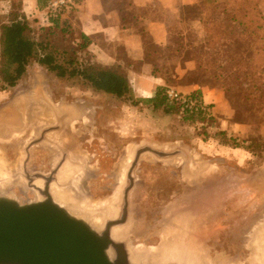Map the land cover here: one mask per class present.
Here are the masks:
<instances>
[{
  "label": "rangeland",
  "instance_id": "obj_1",
  "mask_svg": "<svg viewBox=\"0 0 264 264\" xmlns=\"http://www.w3.org/2000/svg\"><path fill=\"white\" fill-rule=\"evenodd\" d=\"M21 4L14 1L12 10ZM255 5L264 18V0L182 8L170 18L168 45L146 56L169 87L223 92L232 122L248 128L235 137L251 144L243 165L236 156L205 147L203 142L215 136V119H188L174 103L176 112L168 115L134 104L146 99L144 94L119 100L32 63L16 87L0 92V196L9 194L21 205L43 200L38 181L45 184L43 176L51 178L62 163L72 162L69 179L60 175L61 168L53 185L75 193L98 217L107 201L118 202L120 212L124 182L119 177L137 150L151 147L173 156L148 152L139 159L129 224L118 229L128 241L151 251L171 239L203 264H258L255 250L262 251L258 244L264 241V22L250 17ZM44 9L41 16L30 14L36 30L46 23ZM146 42L149 47L150 38Z\"/></svg>",
  "mask_w": 264,
  "mask_h": 264
},
{
  "label": "crops",
  "instance_id": "obj_2",
  "mask_svg": "<svg viewBox=\"0 0 264 264\" xmlns=\"http://www.w3.org/2000/svg\"><path fill=\"white\" fill-rule=\"evenodd\" d=\"M14 1L0 0L2 23L9 22L10 13L14 12ZM21 3L19 11L29 21H32V11L42 15V0H21ZM79 3L76 10L62 19L75 30L77 42H80L79 35L87 36L91 41L88 52L93 62L106 67L119 65L126 68L133 91L138 96L144 94L151 98L166 83L162 77L152 75L153 66L146 62L149 54L147 37L151 44L165 48L169 43L170 18L184 7L200 5L202 0H80ZM134 64H140L139 68ZM192 91L195 89L188 92ZM198 92L207 104L215 105L212 121L216 120V132L210 141L203 142L205 147L219 154L236 156L239 164L243 165L251 157L250 152L225 145L217 134L225 132L229 137H243L248 128L232 122V110L221 90L201 87Z\"/></svg>",
  "mask_w": 264,
  "mask_h": 264
},
{
  "label": "trees",
  "instance_id": "obj_3",
  "mask_svg": "<svg viewBox=\"0 0 264 264\" xmlns=\"http://www.w3.org/2000/svg\"><path fill=\"white\" fill-rule=\"evenodd\" d=\"M210 1L215 0H202V3L195 7H206V3ZM43 7H45L44 4ZM252 11L254 16L250 17L264 22L262 13L256 5ZM243 12V16L246 17L248 9L245 8ZM65 15L51 17L49 23L41 24L37 30L19 11L11 12L7 23H2L0 19V92L16 87L26 75L27 68L32 63H37L59 79H80L95 92L104 93L119 100L134 101V91L127 69L119 65L106 67L93 62L88 52L90 39L85 35H79L80 42H77L75 39L77 34L73 27L62 21ZM162 49L150 44L148 56H156ZM152 66V75L162 77L158 74L157 68L153 64ZM167 87L168 85L159 88L154 97L138 100L134 104L144 103L168 115L175 113L176 106L170 104L164 95ZM197 95L201 96L199 92ZM188 119L194 121L199 119L203 123L213 120L212 116L203 115L191 116ZM217 136L225 145L232 148H245L249 151L251 147L247 141L229 137L225 132H220Z\"/></svg>",
  "mask_w": 264,
  "mask_h": 264
},
{
  "label": "water",
  "instance_id": "obj_4",
  "mask_svg": "<svg viewBox=\"0 0 264 264\" xmlns=\"http://www.w3.org/2000/svg\"><path fill=\"white\" fill-rule=\"evenodd\" d=\"M148 152L160 158L173 156L151 147L139 149L131 174ZM43 178L44 188H38L43 200L21 205L0 196V264H133L127 245L115 241L111 234L113 228L126 224L127 200L122 217L107 220L104 229L97 231L60 206L50 192L53 178Z\"/></svg>",
  "mask_w": 264,
  "mask_h": 264
},
{
  "label": "bare ground",
  "instance_id": "obj_5",
  "mask_svg": "<svg viewBox=\"0 0 264 264\" xmlns=\"http://www.w3.org/2000/svg\"><path fill=\"white\" fill-rule=\"evenodd\" d=\"M65 164H66V162L64 163V165ZM66 170L67 169L64 168V170H62L61 174L60 173L59 174L62 177L69 179V177H70L69 173H71V172H70V169H69V172H67ZM72 177H74V176H72ZM39 182L40 181H38V187L37 188L43 189L42 183L39 184ZM58 182H59V177L57 174V179L52 183L51 189H50V192H51L53 199L60 206L66 208L68 211H70V213H72L73 215L85 219L91 225L92 228H94L97 231H100L104 227L103 224H104L105 220H102L101 217H98L95 213H92V211L84 208L82 206L83 204L81 203L80 199H78L77 196H75V193H73L71 191H69V193H67L65 191H62L64 189H59L58 188L59 186L56 187L53 185V184L58 183ZM2 196H3V194H2ZM6 196L11 197L9 194ZM102 204H103L102 205L103 214H105V217L107 219H110L114 214H116L117 208H116V202L115 201H107V202H103ZM121 227H123V226H118V227H115L112 229V233H111L112 238L115 241H127V247L129 250L128 252H129V256H130V261L134 264H140V263L141 264H171L172 262L176 263V264H203L201 258L198 255L194 254V252H192V251L185 250L183 248H181V249L177 248L175 241L171 240V239L167 240L165 243H163V245H161V247L159 249L156 248L155 250H151V251H148L147 249H144V248L140 249L138 247H135L132 244V242L128 241V237L123 235L124 232L118 230ZM263 236H264V234L261 235V240H262ZM258 246H261L263 248L262 251L259 249H257V251L255 250V252H257L258 257H259L258 264H264V241H262L260 244H258ZM188 247H190V246H188ZM256 248H257V246H256ZM262 253H263V255H262ZM110 255H112V253H110Z\"/></svg>",
  "mask_w": 264,
  "mask_h": 264
},
{
  "label": "built area",
  "instance_id": "obj_6",
  "mask_svg": "<svg viewBox=\"0 0 264 264\" xmlns=\"http://www.w3.org/2000/svg\"><path fill=\"white\" fill-rule=\"evenodd\" d=\"M80 0H42L45 5L44 20L49 23L50 18L57 17L60 14L70 13L78 8ZM43 24V25H45ZM198 90L192 92L180 91L174 87H167L165 97L167 101L178 105L181 110L190 116H212L211 105L207 104L204 98L197 95Z\"/></svg>",
  "mask_w": 264,
  "mask_h": 264
},
{
  "label": "flooded vegetation",
  "instance_id": "obj_7",
  "mask_svg": "<svg viewBox=\"0 0 264 264\" xmlns=\"http://www.w3.org/2000/svg\"><path fill=\"white\" fill-rule=\"evenodd\" d=\"M86 120H87V122H89L88 121V118H85V122H86ZM132 159L133 158H131V160H130V163H132L133 161H132ZM72 162H67L65 165H63L62 166V168L64 169V167H65V169H66V167L68 166V165H71V170L70 171H72V166H74L73 164L74 163H72ZM129 163V164H130ZM130 169H131V167L127 170V172H126V169L124 170V172L122 173V176L121 177H119L120 179V183H122V182H124V192H123V203L125 204V200H127V203H129V195H130V192L132 191V186H133V183L134 182H136L137 180H133V178H134V174L132 173H130ZM61 170V169H60ZM59 173H60V171L58 172V177H59V181H60V175H59ZM131 174V175H130ZM52 178H53V181H55L56 179H57V175H54V176H52ZM55 178V179H54ZM43 188H44V183H43ZM128 191V192H127ZM127 192V199L125 198L126 196H125V193ZM118 202H116V204H117ZM122 207H124V205L122 206ZM122 207H120V212H119V209H118V206L116 205V208H117V212H116V214H114L111 218H114V217H116L117 215H118V218H116V219H120L121 217H122V212H123V208ZM128 214H129V204H128ZM101 218H102V220H108L106 217H105V214H103V216H101ZM115 219V220H116ZM105 223V222H104ZM129 224V218H128V216H127V221H126V224H124V225H121V226H127ZM103 226H104V224H103Z\"/></svg>",
  "mask_w": 264,
  "mask_h": 264
}]
</instances>
